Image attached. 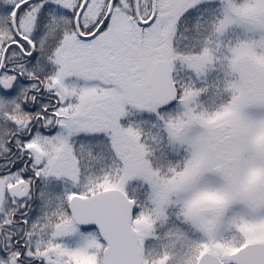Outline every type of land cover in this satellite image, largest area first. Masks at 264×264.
<instances>
[{
  "label": "snow or ice",
  "instance_id": "snow-or-ice-1",
  "mask_svg": "<svg viewBox=\"0 0 264 264\" xmlns=\"http://www.w3.org/2000/svg\"><path fill=\"white\" fill-rule=\"evenodd\" d=\"M0 264H264V0H0Z\"/></svg>",
  "mask_w": 264,
  "mask_h": 264
}]
</instances>
